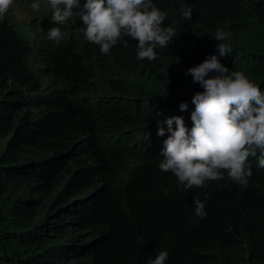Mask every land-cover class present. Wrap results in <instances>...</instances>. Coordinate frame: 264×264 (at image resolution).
I'll use <instances>...</instances> for the list:
<instances>
[{
  "label": "trees",
  "instance_id": "trees-1",
  "mask_svg": "<svg viewBox=\"0 0 264 264\" xmlns=\"http://www.w3.org/2000/svg\"><path fill=\"white\" fill-rule=\"evenodd\" d=\"M84 3L57 24L44 2L37 29L22 20L31 8L0 16V264H148L161 251L165 264H264L260 151L246 186L221 170L185 190L159 168L168 137L153 143L148 114L186 102L191 115L203 88L186 72L214 54L264 93V0H151L174 29L151 61L123 32L106 54L88 41ZM52 27L67 34L59 43Z\"/></svg>",
  "mask_w": 264,
  "mask_h": 264
},
{
  "label": "clouds",
  "instance_id": "clouds-1",
  "mask_svg": "<svg viewBox=\"0 0 264 264\" xmlns=\"http://www.w3.org/2000/svg\"><path fill=\"white\" fill-rule=\"evenodd\" d=\"M12 3L13 0H0V16L7 13ZM30 7L37 11L40 5L34 2ZM50 7L52 21L63 24L73 16L75 8H80V0H50ZM75 14L83 21L81 31L86 39L100 45L105 54L123 32L138 41V59L155 60V46L167 45L174 35L173 27H161L165 16L151 0H86ZM191 16L190 9L184 11V19ZM66 35L59 27H52L47 33L48 39L57 43ZM226 39L227 33L217 31L219 56L229 51L228 45L219 43ZM186 75L203 88L192 98L193 127L189 130L182 116L161 122L167 124L170 135L164 141L159 168L171 171L185 190L203 187L207 180L222 179L221 170H226L234 182L246 186L252 176L251 169L245 170L249 156L259 150V166L264 167V93L242 71H230L215 54L189 68ZM187 108L186 102L180 105L181 111ZM157 134L164 136V127H159ZM194 204L196 214L203 217L204 203L195 199ZM167 257L168 252L161 251L154 259L150 257L148 264H165Z\"/></svg>",
  "mask_w": 264,
  "mask_h": 264
},
{
  "label": "rangeland",
  "instance_id": "rangeland-1",
  "mask_svg": "<svg viewBox=\"0 0 264 264\" xmlns=\"http://www.w3.org/2000/svg\"><path fill=\"white\" fill-rule=\"evenodd\" d=\"M38 3L40 5V8L37 11H33V15H27V16H23L22 20H25L27 22V25H33L34 29H37L40 27L41 23H40V17L44 14V10L42 4L44 5L45 3L50 2V0H13L12 5L10 6L9 10L7 11L10 12L11 11V15H15L16 12H25L26 10H28L30 7V5L32 3ZM104 92L107 93L109 91L108 87L105 86L104 87ZM148 114L150 116L151 121L155 120V123H158V125H160L159 127H164L165 129V135L164 136H159L157 133L155 134V140L153 141L154 144L157 143V141L159 139H163L165 137H168L170 135V133H166L167 131V124L166 123H161L166 121L169 117H173V116H182L184 118L185 121V125L190 124L191 123V115L189 113H186L185 111H181L179 114H175V113H169L167 117L162 116V113H160V110L155 108V107H150L148 109ZM158 127V128H159ZM173 127H175V125H173Z\"/></svg>",
  "mask_w": 264,
  "mask_h": 264
}]
</instances>
